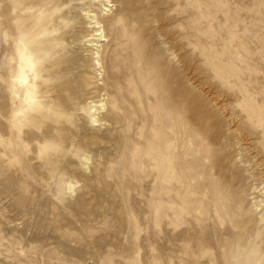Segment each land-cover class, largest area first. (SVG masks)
Masks as SVG:
<instances>
[{"label":"rangeland","instance_id":"rangeland-1","mask_svg":"<svg viewBox=\"0 0 264 264\" xmlns=\"http://www.w3.org/2000/svg\"><path fill=\"white\" fill-rule=\"evenodd\" d=\"M0 264H264V0H0Z\"/></svg>","mask_w":264,"mask_h":264},{"label":"bare ground","instance_id":"bare-ground-1","mask_svg":"<svg viewBox=\"0 0 264 264\" xmlns=\"http://www.w3.org/2000/svg\"><path fill=\"white\" fill-rule=\"evenodd\" d=\"M103 11L106 12V10H103ZM88 17L91 19V21H90L91 26L93 25L90 28H93V29L96 28L97 29V30L94 31L95 33L93 35H91V38L88 39V42L90 44L89 46L90 47L91 46H98V43L99 42H103V40L101 39L103 37L102 36L103 32L100 29V26H99L100 23L98 22L97 17L95 15L88 16ZM28 63L30 65V67H31L32 66V62L28 60ZM96 63H97V61H96ZM21 74H22V80L24 82H27L29 78H28V74L25 72L24 69L21 71ZM92 109H94V111H92V113L93 112H98V114H102L103 113V110H104L103 105H94L92 107ZM69 189L71 191H73L74 186L73 185H70Z\"/></svg>","mask_w":264,"mask_h":264}]
</instances>
